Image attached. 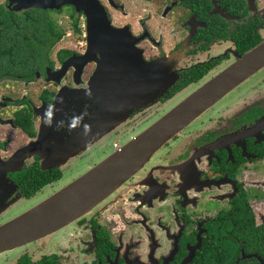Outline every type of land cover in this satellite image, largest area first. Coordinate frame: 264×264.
Segmentation results:
<instances>
[{
    "label": "flooded vegetation",
    "instance_id": "obj_1",
    "mask_svg": "<svg viewBox=\"0 0 264 264\" xmlns=\"http://www.w3.org/2000/svg\"><path fill=\"white\" fill-rule=\"evenodd\" d=\"M98 1L111 24L130 33L145 62L156 63L148 70L154 85L176 75L162 95L131 109L115 137L120 144L119 137L135 135L178 98L264 42V0ZM0 6L16 14L35 9H9L10 0H0ZM44 10L63 33L41 68L0 79L2 160L36 136L38 107L52 103L60 90L82 87L96 68L94 60L84 65L77 60L88 50L85 13L71 4ZM65 33L70 40L56 48ZM232 101L209 115L218 111L215 103L155 152L126 182L131 186L126 192L46 239L0 253V264H263L264 76ZM18 116L30 118L33 135L17 124ZM14 136L23 140L10 149ZM72 154L65 170L40 167L52 178L32 193L19 172L40 166L38 154L9 172L16 189L7 204L31 199L87 163L79 149Z\"/></svg>",
    "mask_w": 264,
    "mask_h": 264
},
{
    "label": "water",
    "instance_id": "obj_2",
    "mask_svg": "<svg viewBox=\"0 0 264 264\" xmlns=\"http://www.w3.org/2000/svg\"><path fill=\"white\" fill-rule=\"evenodd\" d=\"M67 4L73 5L77 12L83 11L87 18L88 50L77 60L83 65L94 60L96 68L82 87L60 90L52 103L38 107L41 118L36 136L6 160L0 158V214L16 189L9 172L21 170L20 166L35 154L41 157L42 169L58 166L65 170L72 160L71 153L77 149L84 156L90 147L96 153L100 146L116 140L114 137L100 144L101 139L120 129L118 124L126 121L137 102L162 95L175 80V74L171 73L159 79L161 86L154 85L155 75L150 77L148 70L153 71L156 63L145 62L130 33L111 24L98 0H10L9 9H59ZM263 67L264 42L173 103L72 181L0 222V253L46 239L126 192L131 187L126 182L145 167L155 152Z\"/></svg>",
    "mask_w": 264,
    "mask_h": 264
},
{
    "label": "trees",
    "instance_id": "obj_3",
    "mask_svg": "<svg viewBox=\"0 0 264 264\" xmlns=\"http://www.w3.org/2000/svg\"><path fill=\"white\" fill-rule=\"evenodd\" d=\"M62 33L49 10L35 8L16 14L0 6V79L28 76L41 68L47 61L50 46ZM17 124L29 135L34 134L30 118L18 116ZM19 173L24 184L30 185V193L52 178L47 173L45 175L37 164Z\"/></svg>",
    "mask_w": 264,
    "mask_h": 264
},
{
    "label": "rangeland",
    "instance_id": "obj_4",
    "mask_svg": "<svg viewBox=\"0 0 264 264\" xmlns=\"http://www.w3.org/2000/svg\"><path fill=\"white\" fill-rule=\"evenodd\" d=\"M63 23H65V22H63ZM63 25L65 26L64 29L66 30V32H69V33L72 32V29L71 28L68 29L66 24H63ZM65 35L66 36H64L62 38V41L58 42L55 45L56 48L61 46V45H64L66 41L70 40V38L67 36V33H65ZM53 54H54V49L52 50V56H53ZM262 76H264V69H263V71L261 73L256 75L250 81L246 82V84H244L243 87H241L238 91H236V93L235 92H233V93L231 92L230 94L228 93L229 94L228 96L226 95L221 100H219L217 102V104L215 105L216 107L218 105H220L219 108H218V111H216L215 113H211L209 115H212V116L217 115L220 112L219 110H222L225 105H230L231 103H233L232 99L235 98L242 90H243V92L248 90L250 85L255 83L256 81H258ZM183 97L178 98L177 100L175 99V100L178 102ZM175 100H173L170 104H172ZM176 101L174 103H176ZM157 117H155L154 119H156ZM154 119L152 121H154ZM148 124L144 125L139 130L143 129ZM118 127H120V124H118ZM117 134H118L117 130L112 132V134H110V135L104 137L103 139H101L100 140V144H101V142H104V143L108 142L112 138L116 137ZM13 135H15V133H13ZM119 138H120L119 140L121 141L122 144L129 139L127 135H124L123 138L122 137H119ZM11 140H12V145H11L10 149L15 147V144H18L19 142H21L23 140V138H20V136H14V138L11 139ZM94 150L95 149L94 148L92 149V147H90L89 149H86L85 152L89 151L87 154H85V157L88 159L86 161L87 163H84V165H82L80 169H78V170L75 169V170L69 172L68 175L65 176L61 180V182L59 184H57L56 186H54V187H45L43 190L37 192L34 196H32L31 199H27V200L19 201V202L16 201L15 203L7 204L6 208L4 209V211L0 214V216H1L0 219L4 218L3 221H6V220H8V219L20 214L21 212L27 210L31 206L35 205V203H37L38 201H41V199H44L48 195L54 193L55 191H57L58 189H60L61 187H63L67 183H69L70 181H72L74 178L79 176L81 173L85 172L88 168L93 166L96 162H98L99 160L104 158L106 155L111 153L113 151V148L111 147V143H110L109 145L100 146L96 153H94ZM91 153H93V154H91ZM24 164H25V162L20 166L21 169L24 167ZM38 167L40 168L41 166H38ZM22 181H23V179H22Z\"/></svg>",
    "mask_w": 264,
    "mask_h": 264
},
{
    "label": "built area",
    "instance_id": "obj_5",
    "mask_svg": "<svg viewBox=\"0 0 264 264\" xmlns=\"http://www.w3.org/2000/svg\"><path fill=\"white\" fill-rule=\"evenodd\" d=\"M120 145H121V144H120V143H118V142L115 140V141L112 143V146H111V147H112V148H113V150H114V149H117V148H119V147H120Z\"/></svg>",
    "mask_w": 264,
    "mask_h": 264
}]
</instances>
